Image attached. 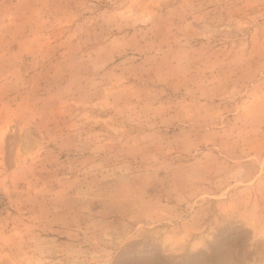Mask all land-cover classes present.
<instances>
[{
    "label": "rangeland",
    "instance_id": "obj_1",
    "mask_svg": "<svg viewBox=\"0 0 264 264\" xmlns=\"http://www.w3.org/2000/svg\"><path fill=\"white\" fill-rule=\"evenodd\" d=\"M0 264H264V0H0Z\"/></svg>",
    "mask_w": 264,
    "mask_h": 264
}]
</instances>
